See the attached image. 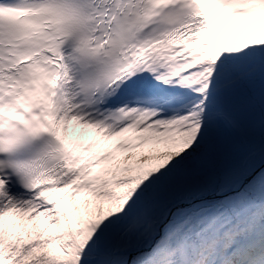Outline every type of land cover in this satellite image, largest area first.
Returning <instances> with one entry per match:
<instances>
[{
    "label": "snow or ice",
    "instance_id": "6c2138e0",
    "mask_svg": "<svg viewBox=\"0 0 264 264\" xmlns=\"http://www.w3.org/2000/svg\"><path fill=\"white\" fill-rule=\"evenodd\" d=\"M0 264H264V0H0Z\"/></svg>",
    "mask_w": 264,
    "mask_h": 264
}]
</instances>
